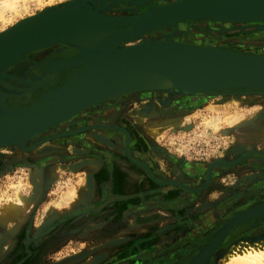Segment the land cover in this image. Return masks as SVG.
<instances>
[{
  "label": "rangeland",
  "instance_id": "rangeland-1",
  "mask_svg": "<svg viewBox=\"0 0 264 264\" xmlns=\"http://www.w3.org/2000/svg\"><path fill=\"white\" fill-rule=\"evenodd\" d=\"M17 2L15 8L5 10L4 18L0 17V29L11 26L21 16L40 11L41 6L48 0ZM201 35L219 38L215 34ZM222 38L226 40L220 39L221 42L217 44L221 48L234 46L238 47V51L248 52L253 51L254 46L260 49V54H264V44L255 45L257 42H264L258 40L264 38V29L233 31ZM50 53L51 50L41 54L45 58ZM233 92L235 93L227 97H222L223 92H214L218 94L193 99L177 97L155 106L145 102L130 103L125 107L126 114L120 113L118 117L120 124L128 125V121L134 122L132 120L135 116H141L138 118L140 124L134 122L135 127L139 128L141 137L144 135L148 137L146 139L151 147L149 153L136 156L153 167L157 181H177L179 183L175 184L189 187L208 184L205 189L190 198L187 197L189 198L187 201L183 200L186 193L182 188L154 182L145 169H140L142 171L139 170L136 175L133 174L132 180L135 182H132L134 188L131 190L115 192L109 182L101 185L95 183L94 187L88 173L93 167L98 166V161L106 162L110 157L116 160L125 157L123 138H115L113 136L115 131L108 132L109 137L105 138L110 143L116 142L121 148L117 145V149L107 152L93 150L81 153L78 150L86 148L85 145L73 146L71 141H67L71 144L59 143L58 137L53 138L51 143L58 141L57 144L65 147L66 151L51 150L52 152L39 153L34 159L33 157L27 159L25 157L27 153L19 151L17 154L20 158L17 161L10 158L11 153L7 151L8 149L0 150V207L10 200H15L16 191L29 201L18 224L16 221H9L4 225L6 231L9 232L11 228L15 231L12 235H3L1 229L4 228H0V264H186L198 248L210 241L208 237L218 228L221 221L236 210L244 209L247 200L243 206L228 209L229 205H236L240 200L236 199L237 196L244 199L247 197L245 194L247 189L239 190L244 188V185L241 186L242 183L258 184V187L264 190V171L258 175L255 170H264V159L245 155L241 159V164L239 162L237 165H230L231 167L225 164L226 160L230 162L238 160L242 154L238 145H249L264 150V130L257 134L256 130L250 131V125H254L257 120V111L264 108V95L245 99L243 96L239 98L236 93L245 90ZM233 96H236L235 99ZM115 111L110 114L116 116ZM246 122L248 124L244 125ZM151 124L159 128L155 135L144 130L146 125ZM95 132L97 133V130ZM74 134L68 136L74 139L76 136ZM133 144L131 148L135 154L140 150L139 148L134 150V146L138 145ZM100 147H105V144L98 142L96 148ZM248 148L246 147L244 151ZM39 158H42L40 164L37 163ZM25 160L32 162L28 164ZM12 161L14 164H9ZM215 162L219 163V167L213 165ZM126 163L131 168H136L133 163L129 161ZM211 163L215 172L209 182L205 177V171ZM34 168L40 171L42 180L34 182L31 179ZM243 172L246 173L245 177L242 178V183L237 184V177ZM250 175L252 178L249 179ZM88 180L91 182L90 186ZM189 189L195 191L193 188ZM242 192L243 195H240ZM207 198L214 202V207H219L221 215L212 216L214 220L211 219L213 223L210 228L198 232L191 239H185V245L182 242L178 243L181 235L177 229L187 219L182 221L184 218H179L175 213L186 209L192 203L199 206ZM262 221L264 218L260 220ZM241 231L236 228L229 230L225 240L213 251V257L216 255L218 258L225 251L228 241L235 239ZM78 232L80 233L77 234ZM169 243L195 248L180 253L181 256L178 257L169 254L171 252L167 247Z\"/></svg>",
  "mask_w": 264,
  "mask_h": 264
},
{
  "label": "bare ground",
  "instance_id": "bare-ground-1",
  "mask_svg": "<svg viewBox=\"0 0 264 264\" xmlns=\"http://www.w3.org/2000/svg\"><path fill=\"white\" fill-rule=\"evenodd\" d=\"M111 1L121 4L116 5L115 3H111ZM190 1L191 6L185 7V9L192 10L198 7L197 5L199 3H197V0ZM123 2L124 0H48V2L41 6L40 11H38L39 13L35 12L27 16H21L11 26L0 29L1 34L6 32L10 27L16 26L14 32L7 34L5 37H3L4 35H0V140L9 137H18L25 133L28 134L27 132L32 127H41L39 130L29 133L20 141L0 145V150L8 149L7 151H10V158L18 161L20 157L17 153L19 151L27 153L25 156L27 159L32 157L34 159L39 153H45L51 150L66 151L65 147L62 148V145L60 147L57 144L58 141L51 143L52 139L55 137L59 138L63 135L72 136L74 133L77 134L78 132H83V130L91 128L95 129L89 131L88 135L75 138L74 140L76 141L72 145H85L86 148L78 150L81 153H87V151L93 150H102V152L112 151L118 148V144L116 145V142L110 143L105 137H109L108 132L115 131L113 135L115 138H121V135L125 133L128 136L127 142L124 145L125 157L119 158L118 160L111 159L112 157H110L106 162H102L103 160L99 159L101 161L97 162L98 166L93 167V170L88 173V177L90 174L94 187L95 183L106 184L109 182L115 188H125L131 182L129 177L133 174L136 175L140 169H146L149 175H151V179L157 183V179L154 177L153 167L141 161L136 156V154L143 155L145 152L149 153V147H151L150 143L147 142L148 139H146L148 137L146 135L141 137L139 128L137 129L135 127L134 122L140 124L138 118L141 116H135L134 120H132L134 122L128 121V125L118 124L112 126L108 123L110 121H88L89 117L83 116L84 113L91 110L108 113L110 110H114L113 108L115 107L118 112L122 109V107L117 108L118 105L122 104L119 102L122 98L124 102L125 100L128 102L133 99L131 101L132 103L142 104L145 102L155 106L163 101L168 102L171 99H177V97L193 99L195 97H209L218 94L214 92H223L221 93L222 97H227L235 93L233 91L240 89L245 90V92H236L239 98L243 96L246 97L245 99H251L254 96L261 95L262 97L264 95V87L246 88L234 86L228 87L227 89L213 88L205 92L183 87L180 83L188 82L192 78H196L198 81L211 79L222 82L230 74L228 69L223 65L204 66L195 63V61L188 60L190 54H194L191 50L180 51L179 48H168L166 50V56H163L164 54H156V57H150L142 49L130 50L128 48L145 41L168 42L175 43V45L210 47L241 54L264 56V54L257 53L260 50L254 46H252L253 49L250 48L253 51H248V53L246 51H238V47L229 46L233 49L221 48L217 45L221 40H226V38L222 37L228 35L226 33L228 30H232L233 32V30L242 28H225L224 26L250 25L249 27L253 28L251 26L264 24V20L237 21L227 19L185 18L157 25L150 29H148L147 25L150 22L158 21L159 16H153L147 20L136 22L134 27L110 23L107 19L117 20L126 17H138L174 1L150 0L149 2H145V0H140V2L145 4L135 6L136 8L134 9L127 7ZM17 3V0H0V17L4 18L5 10L15 8ZM208 5L214 4L208 3ZM220 5L224 7L228 4L223 1ZM71 22L76 24L69 25ZM210 23H216V25H219L217 28L220 29H212L209 25ZM126 32L132 36L119 39V35ZM201 34L211 36L215 34L219 38H208V36ZM245 47L248 48V46ZM50 50L51 53L43 58L41 53ZM88 58H90L91 64H94V66L86 75L74 81L76 84L71 89L69 95L58 96L56 98L44 96L40 100H37L41 94L47 95L48 91L69 79L81 67L79 65L80 61ZM130 63L135 65L130 67L125 66ZM240 68V66L235 65L234 70L231 71V77H235V73ZM246 68L243 70H246ZM163 72H178L180 79L177 81L172 80ZM40 85L43 86L41 87ZM98 92H101V96L96 101L80 107L77 111L57 123L45 125L49 118L55 116L60 111L79 106L82 99ZM131 95L134 96L132 99L124 98ZM233 97L235 99L236 96ZM256 114L257 120L255 124L250 125V131L256 130L255 134L264 130V108H259ZM116 118H118L117 115L107 117L111 121L116 120ZM247 124L248 122L244 123V125ZM61 127H67L68 130H61ZM70 128L75 130L71 131ZM96 130L97 133L95 132ZM144 130L155 135L159 128L151 124L150 126L146 125ZM65 131L69 133L63 134ZM131 136L135 140L133 145H138V147L134 146L133 149L136 150V148H139L140 150L135 154L132 148H129L131 146L129 140ZM95 138L99 140H93ZM46 140L49 142H44ZM64 141V139L62 141L60 139L59 143L66 144ZM83 142H89V144ZM98 142L104 143L105 147L96 148ZM144 143L145 145H140ZM31 144L32 146H30ZM67 144H71V142H67ZM237 147L238 149L241 148L239 152L242 153L241 156L243 158L245 155H253L256 157H259L258 154L264 155V150L257 147L252 148L249 145H238ZM246 147L249 148L244 151ZM121 151L123 152L122 149ZM30 161L25 160L28 164ZM38 161L37 163L40 164L42 158H39ZM128 161L136 165V168H131L126 163ZM225 162L229 164L228 160ZM10 163L14 164L13 161ZM254 164L256 165V163ZM112 169L114 170L113 174L110 173ZM255 170L258 175L260 173L263 174L261 171H264ZM213 172L214 170L206 171L210 180L213 177ZM40 174V171L34 168L31 179L34 182L39 181L42 177ZM250 178H252L251 175L249 176ZM239 180H242V178ZM88 182L90 186V180ZM88 182L86 181L87 185ZM164 185H169V183L166 182ZM243 187V189H247L245 192L247 197L244 199L241 196H237L236 199L240 198V200L236 205L228 204L230 207H227L228 209L231 208L230 210L236 207L238 208L239 206H243L245 200H247L244 209L236 210L231 214L233 215L231 218L237 216L234 218L235 221H244L249 218L253 219L248 221L246 227L242 229L235 239L232 238L228 241L225 251L218 258L216 255L213 257L212 253L219 243L225 240L228 235V230L222 237L220 236L221 240L219 241L220 238H218V243H215L214 240L219 234L217 229L210 235V241L201 248H198L196 250L197 252L186 264H264V221L260 222L264 218V214L258 215L264 211V190H261L258 184L244 185ZM248 195L251 197H248ZM14 197L15 200H10L6 205L0 207V228H4L1 229L3 235H12L15 232L12 228L9 232L6 231L4 225L9 221H16L18 224L19 219H22L29 204V201L25 200L24 196L18 191H16Z\"/></svg>",
  "mask_w": 264,
  "mask_h": 264
},
{
  "label": "water",
  "instance_id": "water-1",
  "mask_svg": "<svg viewBox=\"0 0 264 264\" xmlns=\"http://www.w3.org/2000/svg\"><path fill=\"white\" fill-rule=\"evenodd\" d=\"M149 1L150 0H145V2H149ZM163 1H167V0H163ZM173 1L174 2L172 3H169V4L167 3V5L157 8V10L153 9L152 11H149L148 13H145L138 17H126V18H121L117 20L107 19V18L106 19L112 24L128 25V26L134 27L136 22L147 20L153 16H159L158 21L150 22L147 25L148 29H150L151 27H155L157 25H161V24L173 21V20L185 19V18H189V19H203V18L205 19H227V20H237V21L264 20V0H197V3H199L197 5L198 7L196 6L197 8H194L192 10L185 9V7L191 6L190 0H177V1L173 0ZM223 1L227 2L228 5L221 7L220 4ZM102 2H105V1H102ZM111 3H115V2L111 1ZM123 3H125L127 7H130L131 9L136 8L135 6L145 4V3L140 2V0H124ZM208 3L214 4L215 6L208 5ZM115 4L119 5L121 3H115ZM75 24L76 23L74 22L69 23V25H75ZM15 27L16 26L10 27L9 29H7L6 32L1 33L0 35H4L3 37H5L7 34L14 32V30H16ZM253 29H264V24L257 25L255 26V28L254 27L253 28L242 27V28L236 29L235 31H251ZM229 32H232V30H228L226 33H229ZM131 36H132L131 34L126 32L124 34H120L119 39H125ZM128 48H130V50L142 49V51L146 52L150 57L151 56L156 57V54H164L163 56H166L167 55L166 50L168 48H179L180 51L191 50L194 52V54L193 55L190 54V57L188 60L195 61V63L202 64L204 66L223 65L228 69L230 76L226 77V79L222 82H217L211 79L198 81L196 78H192L188 82L180 83L183 85V87H187L193 90L196 89V90L205 92L213 88L227 89L228 87H234V86L235 87L242 86L246 88L264 87V56L263 55H252V54L247 55V54L236 53L233 51L219 50V49L210 48V47H204V48L203 47H192L188 45H178V44L175 45V43L150 42V41H145V42L139 43L138 45L128 47ZM79 65H81V67L69 79H67L61 85L48 91L47 95L41 94L37 100H40L44 96L56 98L58 96L62 97V96L69 95L71 89L76 84L74 81L78 80L79 78H82L94 66V64H91L90 58L80 61ZM134 65L135 64L130 63L125 66L130 67ZM235 65H238L241 68L240 70L237 71V73H235L236 74L235 77H231V74H232L231 71L234 70ZM244 68H246V70H243ZM163 73L167 74L172 80L177 81L180 79V74L178 72H172V73L163 72ZM100 96H101V92L90 94L88 97L81 100V102L79 103V106L60 111L55 116L49 118V120L45 123V125L54 124V123H57L65 119L66 117H68L69 115L77 111L80 107H83L84 105H87L90 102L96 101L97 99H99ZM40 128L41 127H32V129L29 130L27 133L28 134L33 133L36 130H39ZM28 134L25 133L24 135H21L18 137H9V138L0 140V145L11 143L14 141H20ZM258 156L261 159H264L263 154H258ZM242 158L243 156L240 155L237 160L238 162L229 161V164H226V162L225 164L227 166L237 165L239 162L241 163ZM242 162H245V161H242ZM213 165H216L217 167H219V163L217 162H215V164ZM213 165L212 163L208 164L206 171L208 170L212 171ZM206 171H205V177L210 182L211 180L206 174ZM149 177L151 178V175H149ZM166 182L169 183L170 186L176 185L182 188L186 193V195L183 196L186 198L183 200H186V201L190 197H192L193 194L205 189L208 185L206 183L199 187H189L187 185L175 184V182L177 181H169V180L157 181V183L162 184V185H164V183ZM189 188H193L195 189V191H192ZM187 197L189 198L187 199ZM224 214L225 213H223L222 216H224ZM261 214H264V211L258 215H261ZM232 216L233 215H231L228 219H226L223 222L221 221L222 223L220 222L221 224L217 228L219 234L218 232H216L218 235L216 234L217 236H216V239L214 240L215 243L217 242L218 238H220L219 241L221 240V237L227 232V230L232 231L236 228V230L241 231L242 229L246 227V225L248 224V221L253 219V218H249L247 220L245 219L244 221L242 220L235 221L234 218H236L237 216L231 218ZM216 230H214L211 234H213Z\"/></svg>",
  "mask_w": 264,
  "mask_h": 264
},
{
  "label": "crops",
  "instance_id": "crops-1",
  "mask_svg": "<svg viewBox=\"0 0 264 264\" xmlns=\"http://www.w3.org/2000/svg\"><path fill=\"white\" fill-rule=\"evenodd\" d=\"M113 172H114V170L112 169L110 173L113 174ZM132 176L133 175H131V177H129L131 182H129L125 188H115L113 185H111L113 190L116 192V191L133 189L134 187L132 186V182H133ZM244 177H245V172L239 173V176L237 177V179H238L237 183H239V182L242 183V180H239V179L244 178ZM212 179H213V177H212ZM97 185H101V184H99V182H98ZM243 185H246V184L242 183L241 186H243ZM239 190L241 191V190H243V188H240ZM170 193H171V191H170ZM240 195H243V192ZM213 204H214V202H212V200L207 198V199H204L200 203L199 206H195L194 203H192V204H189V206L186 209H183L182 211H178L177 213H175L179 218H184L182 221L187 219L186 222L181 224L182 226L177 229V230H179V232H180L179 234L181 235V236H179L181 238V240H179L178 243H181V242L183 243L185 241V239L192 238L193 236H196L198 234V232L201 233V231H206L210 228V226L212 225L213 220H214V217H212V216H215V215L220 216L222 213V211H221V213L219 212V209H218L219 207L218 206L214 207ZM217 209H218V211L213 212L214 210H217ZM222 209H223V207H222ZM218 213H219V215H218ZM211 219H213V220H211ZM173 232H176V230H173ZM174 245L175 244L172 245V243H169L167 247H169V250H171V247ZM183 245H185V244H183ZM179 248H181V246H179ZM165 249H168V248H165Z\"/></svg>",
  "mask_w": 264,
  "mask_h": 264
},
{
  "label": "flooded vegetation",
  "instance_id": "flooded-vegetation-1",
  "mask_svg": "<svg viewBox=\"0 0 264 264\" xmlns=\"http://www.w3.org/2000/svg\"><path fill=\"white\" fill-rule=\"evenodd\" d=\"M210 25V27L212 28V29H215V28H217V27H219V25H216V23H210L209 24ZM258 40H264V38H262V39H258ZM261 44H264V42H257V43H255V45H258V46H260ZM258 50H260L259 48H257ZM256 50V49H255ZM243 51V50H242ZM257 53H260V51H258ZM240 90H242V89H240ZM132 97H134V96H128V97H124V98H126V99H129V98H131L132 99ZM133 100V99H132ZM132 100H130V101H128L127 102V100H125V102H124V100H123V98L119 101L120 103H122L121 105H118L117 106V108L118 107H122V109L120 110V111H115L116 110V107L115 108H113L114 110H110L108 113H105V114H103L102 115V113L101 112H99V111H95V110H91V111H88L87 113H84V115L83 116H85V117H89V120L88 121H91V122H108V121H110V122H108V123H110L112 126H114V125H118V124H120L119 122H118V118H116L117 120H109V119H106L107 117H109L111 114L110 113H112L113 111H115V112H117V117H119V115H120V113H123L124 112V115L126 114V109H125V107L128 105V104H130V103H132L131 101ZM93 112V113H92ZM89 113V114H88ZM119 113V114H118ZM105 115V116H104ZM107 116V117H106ZM94 117V118H93ZM106 117V118H105ZM104 119V120H103ZM114 123H117V124H114ZM82 124V123H81ZM81 124H79V125H81ZM77 126V125H76ZM76 126H74V127H76ZM93 129H95V128H93ZM92 128L91 129H88V130H83V132L81 131V132H79V133H77L76 134V136H75V138H78L77 136H84V135H88V132L89 131H92L93 130ZM61 130H68L67 129V127L65 128V127H61ZM70 130L71 131H74L73 129H71L70 128ZM69 130V131H70ZM103 131V130H102ZM66 133H69L68 131H65L63 134H66ZM82 134V135H81ZM67 136V137H66ZM62 137V138H61ZM61 137H59L60 139H64L65 141L64 142H67V141H71L72 143H75L74 141V139H71L72 137H69L68 135H63V136H61ZM127 134L125 133V136L124 135H122L121 136V138H123V142H122V144H125L126 142H127ZM70 139V140H69ZM129 140H130V142H131V146H132V144L135 142L134 140H133V138H132V136L129 138ZM131 146H129V148L131 147ZM209 238V237H208ZM187 239H191V238H187ZM205 241V240H204ZM182 244H184V242L182 243ZM193 246H191V247H181V248H179V246H177V244H175L174 246H173V248L171 247V252L169 253V254H174V255H177L178 257L179 256H181V255H179L180 253H184V252H188V250L189 249H191ZM175 249V250H174ZM165 250H167V249H165ZM184 250V251H183ZM166 255V254H165Z\"/></svg>",
  "mask_w": 264,
  "mask_h": 264
}]
</instances>
